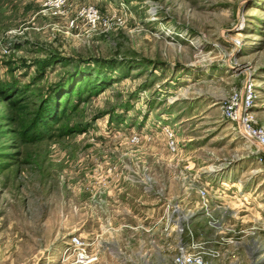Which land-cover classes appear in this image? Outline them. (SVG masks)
Here are the masks:
<instances>
[{"label":"rangeland","instance_id":"rangeland-1","mask_svg":"<svg viewBox=\"0 0 264 264\" xmlns=\"http://www.w3.org/2000/svg\"><path fill=\"white\" fill-rule=\"evenodd\" d=\"M249 82L264 128V0H0V264H76L71 235L264 264V149L219 110Z\"/></svg>","mask_w":264,"mask_h":264},{"label":"built area","instance_id":"built-area-1","mask_svg":"<svg viewBox=\"0 0 264 264\" xmlns=\"http://www.w3.org/2000/svg\"><path fill=\"white\" fill-rule=\"evenodd\" d=\"M86 18L89 24L94 25L98 21L97 12L93 8H88ZM256 100L254 85L249 82L243 89L242 95L232 94L220 103L221 117L229 123L239 126L241 132L246 135L256 145L264 149V128L255 126L250 114L251 108ZM169 148L175 151V142L170 131L167 132ZM202 248V247H201ZM200 248V249H201ZM72 255L76 264H90L96 258L89 252V245L79 236L71 235L64 245L62 256L67 258ZM208 256L217 258L219 255H206L197 248L193 242L180 244L178 252L172 257L169 264H218L213 262Z\"/></svg>","mask_w":264,"mask_h":264},{"label":"crops","instance_id":"crops-1","mask_svg":"<svg viewBox=\"0 0 264 264\" xmlns=\"http://www.w3.org/2000/svg\"><path fill=\"white\" fill-rule=\"evenodd\" d=\"M99 219L100 218H99L98 214H96V213H93L91 215H87L86 218L84 219V222L81 225H78L76 227H72V229L70 231V234H73V233H76V234L79 233L80 235L86 234L87 233L86 231H88V228L94 229V230H92V233H97V229H99V228L101 229V227H102L101 225H97V222L99 221ZM221 225L224 226V223L222 222ZM127 228H129L133 232L138 230V229L142 230V232H140V233L149 232V229L146 228V227H140V228L127 227ZM156 229L153 230L152 228H150V231L151 232H155V231H157ZM120 230H121V228H118V229H113L112 228V232H114L116 234H127V233H129V231H126V230L125 231H120ZM100 232L103 233V230L102 231L100 230L98 233H100ZM89 233H90V230H89ZM100 239H99V242L97 244L102 245V246H100L101 249H105V247L108 244L106 242H104V241H102V243H101ZM124 245L129 247L130 243L129 242H125ZM94 250H95L96 253H98L100 249H99L98 246H96L94 248ZM146 254L147 253H145L142 256L139 255V254H137L138 256H135V254H134V256H130L127 253H122L123 257L121 258V262L125 263V264H155V263L157 264V262H155V263L153 262L152 255H150L149 257H144ZM234 260H236V259H234ZM170 262H171V260H170ZM169 263H167V264H169Z\"/></svg>","mask_w":264,"mask_h":264},{"label":"trees","instance_id":"trees-1","mask_svg":"<svg viewBox=\"0 0 264 264\" xmlns=\"http://www.w3.org/2000/svg\"><path fill=\"white\" fill-rule=\"evenodd\" d=\"M75 71H73L72 73H70V77H71V79H74L75 77H76V75H77V73H74ZM74 82H75V80H74ZM63 90H65V89H63ZM61 91V88H59L58 89V92H60ZM62 92V91H61Z\"/></svg>","mask_w":264,"mask_h":264}]
</instances>
